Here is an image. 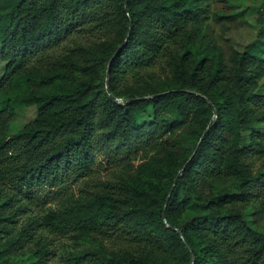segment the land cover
I'll list each match as a JSON object with an SVG mask.
<instances>
[{
  "label": "trees",
  "instance_id": "16d2710c",
  "mask_svg": "<svg viewBox=\"0 0 264 264\" xmlns=\"http://www.w3.org/2000/svg\"><path fill=\"white\" fill-rule=\"evenodd\" d=\"M202 1L0 0V264H44V246L22 253L40 227L87 244L75 264H264V233L245 212L264 186L246 161L264 154V0L254 39L238 50L223 35L227 53L202 40ZM85 35L97 39H75ZM160 63L167 73L149 75ZM99 141L148 157L115 192L70 200L12 237L19 196L88 176Z\"/></svg>",
  "mask_w": 264,
  "mask_h": 264
},
{
  "label": "rangeland",
  "instance_id": "374dc122",
  "mask_svg": "<svg viewBox=\"0 0 264 264\" xmlns=\"http://www.w3.org/2000/svg\"><path fill=\"white\" fill-rule=\"evenodd\" d=\"M262 3L263 0H203L202 4L206 10L202 21L203 42L209 46L222 48L227 53L228 44L222 39L224 35V38L236 49L241 50L254 39L255 31L258 30L257 12ZM216 17H222V21L217 22ZM225 27L230 30L224 32ZM75 39L78 42H94L97 36L85 35ZM69 45H71V41L60 45L53 54L64 52ZM3 66L4 64L0 62V77ZM165 73H167V69L164 63L157 64L148 71V74L154 78H162ZM35 113L33 107L18 111L15 119L9 123V133L13 134L21 126L33 120ZM257 130L264 133V127H258ZM112 148L106 146L104 141H99L96 144L95 160L88 176L77 180L70 178L57 188H42L33 194H21L20 202L15 205L16 208L21 207V212L16 217V224L9 227L14 228L11 236L15 237L28 220L40 221L49 210L60 208L70 200L86 198L99 191L115 192L113 187L119 183L130 168L148 157L141 151L136 154L118 155L114 154ZM246 161L254 173L264 171V154L253 156ZM245 212L250 227L264 233V186H258L252 191L251 200L246 204ZM34 230V238L23 248L22 253L26 257L28 251H35L44 246L45 250L50 252L45 257L44 264H75L70 260L71 255L81 252L87 246L85 243L52 233L43 227L34 228ZM39 237L40 242L36 244ZM8 238L10 236H2L0 243H5ZM94 243L92 241L88 246H92Z\"/></svg>",
  "mask_w": 264,
  "mask_h": 264
},
{
  "label": "water",
  "instance_id": "95a60500",
  "mask_svg": "<svg viewBox=\"0 0 264 264\" xmlns=\"http://www.w3.org/2000/svg\"><path fill=\"white\" fill-rule=\"evenodd\" d=\"M109 68H110V65H108V68H107V77H108V74H109ZM106 89H107V91H108V78L106 79ZM109 97H110V99H111L112 101H114V102H120V101H121V100H118V99L112 97L111 95H109ZM143 99H144V98H143ZM211 107H212V105H211ZM212 110H213V118H214V116H215V112H214L213 107H212ZM203 138H204V136L201 137V139H200V141H199L197 147H198L199 144L202 142ZM193 156H194V154L192 155V157L190 158V160L193 158ZM190 160L185 164V166L190 162ZM185 166H184V167H185ZM180 175H181V172L178 173V176L176 177V179L174 180V182H173V184H172L171 190H170V192L168 193V196H167V198H166L165 208H166V206H167V203H168V200H169V198H170V195H171V193H172V191H173V189H174V187H175V185H176L177 179H178V177H179ZM165 208H164V209H165ZM162 218H163V222L166 224L165 213H163ZM178 235H179L180 238L182 239V235H181V233H180L179 231H178Z\"/></svg>",
  "mask_w": 264,
  "mask_h": 264
}]
</instances>
